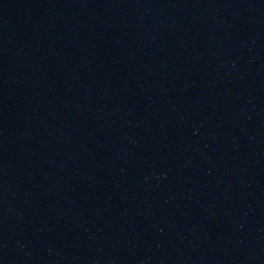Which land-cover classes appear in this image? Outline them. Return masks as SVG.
Wrapping results in <instances>:
<instances>
[{"label": "water", "instance_id": "1", "mask_svg": "<svg viewBox=\"0 0 264 264\" xmlns=\"http://www.w3.org/2000/svg\"><path fill=\"white\" fill-rule=\"evenodd\" d=\"M0 264H264V0H0Z\"/></svg>", "mask_w": 264, "mask_h": 264}]
</instances>
